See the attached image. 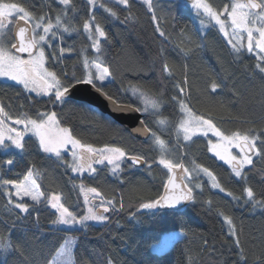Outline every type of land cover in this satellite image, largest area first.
<instances>
[{"label": "trees", "instance_id": "16d2710c", "mask_svg": "<svg viewBox=\"0 0 264 264\" xmlns=\"http://www.w3.org/2000/svg\"><path fill=\"white\" fill-rule=\"evenodd\" d=\"M0 2L20 3L35 15L47 13L53 20L63 8L57 0ZM209 2L220 8L230 0ZM99 3L111 7L118 18L99 7ZM153 3L158 21H153L152 13L143 0H130V8L111 0H98L95 15L109 37L108 41L102 40L101 43L107 50L106 62L113 73L105 84V91L133 106L141 105L130 91L132 85L162 95L165 103L161 112L172 121L182 113L178 103L171 98L179 96L176 85L183 84L187 77L189 103L198 113L212 118L226 133L255 128L264 135V77L255 69V56L244 52L236 58L223 35L213 25L208 24L203 32L198 26L200 18L190 4L182 0H153ZM73 4L75 7L68 16L74 17L73 23L79 27V32L64 34L63 42L53 40L52 48L46 46V54L55 52L58 55L60 47L73 49L70 55L65 53L62 60L52 59L46 65L59 74L66 72L68 78L74 72L77 76L82 74V49H86L89 56H95L82 28L90 6L87 0H73ZM129 16L132 19L121 22ZM157 23L166 37L159 35ZM189 37L195 43L191 45L192 50L185 54L181 49L186 50ZM164 59L169 63L172 75L163 72ZM212 80L221 85L216 93L211 92ZM0 103L13 116L27 112L35 117L40 112L55 111L62 125L70 127L82 142L96 147L106 144L120 146L130 154L144 155L149 161L159 159L158 152L153 150L148 140L134 138L111 117L87 103L69 99L67 104L62 105L55 102L54 97L33 95L21 85L1 79ZM108 121H112V126ZM146 123L176 148L177 138L173 129L160 133L151 118ZM193 139L195 142L189 143L183 150L187 152L184 159H195L208 167L228 190L242 195L244 182L235 178L231 169L208 151V138ZM25 141V152L2 150L0 147V163L8 159L14 162L10 171L9 166L4 165L0 176L23 179L27 170L35 165L41 173L36 177L41 191L46 196L53 192L61 194L65 206L77 215L86 212L81 185L95 187L107 198L115 199L117 210L110 211L107 215L109 222L102 226L90 223L87 228L60 229L53 226L56 214L46 201L30 207L31 215L25 219V214L10 210L7 197L0 191V237H10L13 243L19 242L26 255V258L18 253L5 257L0 252V264H45V260L55 254L54 250L68 236L76 241L73 251L76 264H107L109 259L113 264H232L238 258V249L234 238L228 234V226L219 214L220 210L231 215L237 228L242 229L240 239L247 251L249 264H256L264 255V210L252 209L243 203V199L238 202L212 189L205 177L201 178L203 192L197 190V202L180 209L178 215L172 214L174 210L138 211L141 203L163 195L167 170L162 166L153 164L149 170L146 166H132L125 160L116 176L108 166L97 168L92 175L77 176L55 157L43 153L35 137L26 136ZM179 144L184 142L180 140ZM183 151L176 150L174 158L183 155ZM254 164L255 167L245 171L254 190L258 194L264 193V174L261 171L264 170V161L256 159ZM209 199L213 202L211 206L207 204ZM25 202L32 204L27 199ZM121 202L124 205L122 209L119 207ZM133 214L138 219H133ZM174 232H185L187 235L162 253L152 249L164 235Z\"/></svg>", "mask_w": 264, "mask_h": 264}, {"label": "snow or ice", "instance_id": "6c2138e0", "mask_svg": "<svg viewBox=\"0 0 264 264\" xmlns=\"http://www.w3.org/2000/svg\"><path fill=\"white\" fill-rule=\"evenodd\" d=\"M57 2L63 8L57 12L54 20L47 13L37 16L20 3L0 2V78L21 85L25 91L35 93L37 96L54 97L55 102L62 105L69 102L70 94L78 85H90L108 101L111 112L115 115L135 111L144 117L140 120L139 126L133 130L146 136L150 146L158 152L159 159L149 161L144 155L130 154L120 146L106 144L96 147L91 143L82 142L73 134L70 127L62 125L55 111L40 112L35 117L27 112H20L13 116L6 111L2 103H0V147L6 149L14 146L20 152H25L27 150L25 136L31 133L38 140L39 148L43 153L55 157L77 175L84 173L92 175L97 172L95 166L105 165V162L111 166L113 176L121 171V162L124 160L129 161L132 166L144 165L149 170L152 169L153 164H158L167 170L165 192L158 199L141 203L138 211L166 208L174 210L173 215H178L181 205L197 202V190L201 192L204 190L202 177L208 178L212 189L219 190L238 202L243 199V203L250 205L252 209L264 210V193L258 194L254 190L249 182V174L245 171L246 168L255 167L254 160L264 161V135L258 133L255 128H249L246 131L236 130L229 134L223 131L212 118L198 113L189 103L191 98L186 88L187 77L183 84L176 85L179 96L185 98L180 99L177 95L171 98L178 103L179 111L182 113L178 119L172 121L161 112L165 103L162 95L149 93L142 87L132 85L130 91L141 105L133 106L119 101L105 91V84L113 77V73L106 62L107 50L101 43L102 40L108 41L109 37L95 15L98 0H87L90 6L89 15L84 20L82 28L91 42L90 48L95 56H89L86 49L81 50L82 74L77 76L74 72L71 78H68L66 72L59 74L46 66L50 60H62L65 53L70 55L73 51L72 48L60 47L58 55L55 52L46 54V46L52 48L53 40L63 42L64 34L71 35L79 32V27L73 23L74 17L68 16L69 11L75 7L73 0H57ZM114 2L130 8V0H114ZM143 3L152 13L153 21H158L153 0H143ZM99 7L112 17L118 18L116 11H113L111 7H106L104 3H99ZM193 7L197 9L198 15L207 18L200 20L202 26H207L209 22H214L215 26H218L219 33L223 35L236 58L244 52L254 55L257 61L255 69L264 77V0H230V3L225 2L220 8L209 0H194ZM130 19H132L131 16L125 17V21L121 22ZM19 21H23V24ZM12 24H15L14 29L10 27ZM157 31L160 36L166 37V33L159 28L158 23ZM188 39L189 44L186 50L181 49L185 51V54L192 50L191 45L195 43L190 37ZM196 46L199 47V45ZM161 55L163 56V50ZM162 70L168 75L173 74L166 59L163 61ZM210 87L211 92L216 93L221 85L212 80ZM89 111L92 109L89 108ZM149 118L157 125L160 133L169 128L175 131L177 138L175 149L162 139L157 131L148 126L146 120ZM107 123L112 126V121ZM13 125L22 126V130ZM209 133L217 140L216 142L209 140L208 151L223 161L231 169V174L235 178L244 182L242 195H235L228 190L208 167L197 163L195 159H184L187 152L183 150L189 143L195 142L193 138L208 137ZM181 137L184 141L183 145L179 144ZM232 149H237L238 152L234 154ZM176 150L183 151V155L174 158ZM66 153H70L71 160L66 159ZM13 164L12 159L0 163V171L4 170V165L9 166L10 171ZM261 171L264 174V170ZM40 175V171L32 165L23 179H8L0 176V191L7 197V203L11 205L10 210H18L19 213L25 214V219L31 215L30 207H36L45 201L47 206L55 210L56 218L52 223L67 227L87 228L88 222L105 223L109 219L105 213L117 210L115 199L107 198L95 187L85 188L81 185L80 191L84 196L86 212L77 215L65 206L61 194L53 192L46 196L40 191V184L36 179ZM25 197L32 201L31 205L25 202ZM97 200L98 203H96ZM212 203L210 199L207 201L209 206ZM123 206L121 202L119 207L122 209ZM219 214L227 224L228 234L234 238V245L238 249V258L232 264H249L247 251L240 239L242 229L237 228L231 215L222 210ZM133 219L138 217L133 214ZM179 235L186 236L187 233L181 232ZM75 243L72 236L65 238L63 243L54 250L55 254L45 260V264H76L73 253ZM0 252L4 253L5 257L18 253L26 258L22 245L19 242L13 243L10 237H0ZM107 264H113V261L109 259ZM256 264H264V255Z\"/></svg>", "mask_w": 264, "mask_h": 264}, {"label": "water", "instance_id": "95a60500", "mask_svg": "<svg viewBox=\"0 0 264 264\" xmlns=\"http://www.w3.org/2000/svg\"><path fill=\"white\" fill-rule=\"evenodd\" d=\"M185 3L193 4L194 0H182ZM20 24H23V21H19ZM15 28V25H14ZM13 28V29H14ZM76 101L84 102L97 108L101 113L104 115H107L111 117L113 120H115L117 123H119L128 133H130L134 138L138 139L139 141H145L147 140L145 135H142L139 132L134 131L133 129L137 128L139 126V122L141 119H144V117L135 111H131L127 114H121L119 116L115 115L111 112V107L108 103V101L101 96L100 93H97L90 85H78L75 89H73L72 93L70 94V98ZM129 162V161H128ZM130 163V162H129ZM136 166V167H143ZM165 192V190H164ZM164 194V193H163ZM99 201H96L98 203ZM191 203L183 204L180 206V209L185 208V206H188ZM159 211H167L170 209H157ZM110 212L106 213V215H109Z\"/></svg>", "mask_w": 264, "mask_h": 264}, {"label": "rangeland", "instance_id": "374dc122", "mask_svg": "<svg viewBox=\"0 0 264 264\" xmlns=\"http://www.w3.org/2000/svg\"><path fill=\"white\" fill-rule=\"evenodd\" d=\"M111 1H113L114 2V0H111ZM194 3V2H193ZM191 8L192 9H194L195 11H196V13H197V9L195 8V7H193V4H191ZM197 16L200 18L199 20H198V26H199V28L203 31L207 26H208V24L209 25H213V26H215V24H214V22H209L208 24H207V26H202L201 25V23H200V20L203 18V19H207V18H205V17H202V15H198L197 14ZM14 25L15 24H12V25H10V27L11 28H14ZM217 29H218V26H215ZM205 31V30H204ZM203 31V32H204ZM1 80H3V81H5L3 78H0ZM110 80V79H109ZM7 82H11V81H7ZM108 82V81H107ZM11 83H14V82H11ZM32 94V93H31ZM33 95H36L35 93H33ZM37 96V95H36ZM42 97V96H41ZM8 124L10 125V121L8 122ZM14 126V125H13ZM14 127H20L21 128V130H22V126H14ZM26 136H33L31 133H28V134H26ZM25 136V137H26ZM33 137H35V136H33ZM36 138V137H35ZM195 138V137H194ZM208 138V140H211L212 142H216V140H217V138L216 137H214V136H212L211 135V133H209V136L207 137ZM181 141H183V139H182V137H181V139H180ZM184 142V141H183ZM7 143H9L10 144V142H7ZM2 148V147H1ZM7 149H15V147L14 146H10V147H8V148H2V150H7ZM15 150H17V149H15ZM232 152L234 153V154H236L237 152H238V150L237 149H232ZM211 153V152H210ZM67 154H69L70 155V153H66L65 155H67ZM212 154V153H211ZM213 155V154H212ZM214 156V155H213ZM70 157V159H71V155L69 156ZM218 159V158H217ZM125 161V160H124ZM124 161L123 162H121V167H122V164L124 163ZM218 161H220L219 159H218ZM220 162H222L223 163V161H220ZM226 165V164H225ZM103 166H108L109 168H110V170H111V166L110 165H107V163L105 162V165H96L95 167L97 168V167H103ZM74 174V173H73ZM84 174H87V173H84ZM83 174V175H84ZM75 175H77V174H75ZM78 176V175H77ZM80 176H82V175H80ZM207 180H208V178L207 177H205ZM209 182V181H208ZM216 190V189H215ZM40 191H41V189H40ZM42 192V191H41ZM82 193V192H81ZM82 195H83V193H82ZM13 199H15V197H13ZM25 199H27V200H30L28 197H25ZM83 199H84V196H83ZM31 201V200H30ZM85 204V203H84ZM85 208H86V205H85ZM53 211H55V210H53ZM85 211H86V209H85ZM152 211V210H151ZM107 216V215H106ZM107 222H109V219H108V221ZM107 222H105V223H107ZM89 224L90 223H94V224H98V225H103V224H105V223H98V222H88ZM53 226H55L56 228H60V229H69V228H80V226H75V227H67V226H63V225H53ZM179 233H181V232H174V233H169V234H166V236L164 235L163 236V238H162V240L158 243V244H156V245H154L153 246V250L155 251V252H157V253H162V252H164V251H166V249L168 250L169 249V247H171L172 246V244L175 242V241H177V240H181L182 238H184L185 236H181V235H179ZM75 246H76V243H75ZM74 250H75V247H74ZM73 250V251H74ZM74 253V252H73Z\"/></svg>", "mask_w": 264, "mask_h": 264}, {"label": "flooded vegetation", "instance_id": "af4514ba", "mask_svg": "<svg viewBox=\"0 0 264 264\" xmlns=\"http://www.w3.org/2000/svg\"><path fill=\"white\" fill-rule=\"evenodd\" d=\"M65 156L69 157L70 155L67 154V155H65ZM69 159H70V157H69ZM70 160H71V159H70ZM103 167H106V166H103ZM97 168H100V167H97ZM97 201H98V200H97ZM105 215H106V213H105Z\"/></svg>", "mask_w": 264, "mask_h": 264}]
</instances>
